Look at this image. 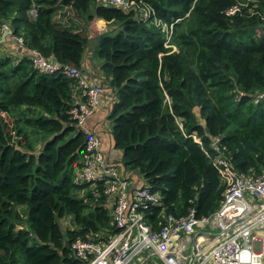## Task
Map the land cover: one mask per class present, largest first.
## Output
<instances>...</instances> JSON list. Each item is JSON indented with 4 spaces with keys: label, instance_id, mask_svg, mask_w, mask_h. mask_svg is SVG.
I'll return each mask as SVG.
<instances>
[{
    "label": "trees",
    "instance_id": "trees-1",
    "mask_svg": "<svg viewBox=\"0 0 264 264\" xmlns=\"http://www.w3.org/2000/svg\"><path fill=\"white\" fill-rule=\"evenodd\" d=\"M143 1L154 19L175 23L169 47L154 20L114 8L91 15L94 0H0V264H81L73 241L113 232L103 186L98 193L76 181L86 148L70 114L77 81L38 71L27 52L8 54L3 24L28 49L83 71L88 25L120 23L98 49L114 91L116 163L134 187L160 193L166 213L196 209L201 218L220 208L225 184L212 137L236 171L264 174V0ZM66 7L88 16L86 28L54 21ZM162 207L145 211L153 224Z\"/></svg>",
    "mask_w": 264,
    "mask_h": 264
},
{
    "label": "built area",
    "instance_id": "built-area-1",
    "mask_svg": "<svg viewBox=\"0 0 264 264\" xmlns=\"http://www.w3.org/2000/svg\"><path fill=\"white\" fill-rule=\"evenodd\" d=\"M94 4L96 8L133 13L143 22L154 20L170 45L175 23L154 19L155 12L149 3L143 0H94ZM239 10V7H233L229 14ZM29 15L36 19L37 9L33 8ZM4 30L10 32L12 42L26 50L35 69L46 75L63 74L77 81L70 114L74 127L86 135V148L82 160L84 166L76 170V181L78 184L90 183V189L97 187L98 193V187L103 186L113 232L77 237L71 245L76 260L81 264H153L154 258L159 259V264H264V229L259 228L264 224V174L236 171L220 152V138L215 137L213 146L219 152L216 166L225 184L220 208L201 218L196 209L181 216L166 213L160 193L149 187H134L126 172L104 153L101 137L88 127V120L102 104L105 87L90 82L78 67L50 60L40 52L28 49L9 25H2V32ZM166 42L165 47H168ZM249 198L263 200V207L257 210ZM153 206L162 207L157 224L148 220L145 214ZM212 233H216L215 238ZM190 242L194 243L193 253L185 256L183 248Z\"/></svg>",
    "mask_w": 264,
    "mask_h": 264
},
{
    "label": "crops",
    "instance_id": "crops-1",
    "mask_svg": "<svg viewBox=\"0 0 264 264\" xmlns=\"http://www.w3.org/2000/svg\"><path fill=\"white\" fill-rule=\"evenodd\" d=\"M67 9H69V10L64 9L62 11L68 12V14H70L71 8H67ZM65 18L66 17H64V19ZM97 21H103V20L95 19L93 22H91V24H89V28H88L90 39H92L93 42H97L96 37H93V34H96V33L100 34L101 33L99 31L94 32L93 28L98 23ZM59 22H61V21H59ZM102 25H104V23L100 24V26H98V27H102ZM65 26L72 28L74 30V32H76V33L83 29V26H81V24H79L77 22H72L70 20H68V23H66ZM4 42H6V45H7L6 48L8 50H10V52L14 53L13 55L20 54L18 51L13 50L14 45L12 44L13 42L11 43V40L9 41V39H8ZM90 52L91 51H87L85 54L84 63H83V71L87 75L88 80L90 82L99 83V84L101 83L105 87L106 93L103 97L102 104L99 106L98 110L88 120V127L90 128V130L97 132V134L101 137L103 150H104V153L108 156V158L114 162H118L121 160L122 157H121V153L119 152V150H117L115 148L116 143H115V138H114V135L112 132L113 124H112V122H110L108 120V116H109V114L113 108V105H114L113 104V102H114V91L110 87V84H109L110 79H107L105 77V75L103 74V72L101 70V66L99 65V63H96L94 61V59L92 57H90L91 56ZM194 112H195V110H194ZM195 114H196V112H195ZM249 200L254 203L257 210L263 207V205H262L263 200L258 199V198H249ZM260 228H261V230H263L264 225L262 224ZM212 234L214 235L213 238H215L216 233H212ZM193 240L195 241L194 238L192 239V241ZM193 250H194V243L190 242L189 244H186L185 247L183 248V254L185 256H191V254L193 253ZM154 261L158 264L160 263L159 259H157V258H154ZM154 261L152 260L153 264H155ZM139 264H141V263H139Z\"/></svg>",
    "mask_w": 264,
    "mask_h": 264
},
{
    "label": "rangeland",
    "instance_id": "rangeland-1",
    "mask_svg": "<svg viewBox=\"0 0 264 264\" xmlns=\"http://www.w3.org/2000/svg\"><path fill=\"white\" fill-rule=\"evenodd\" d=\"M95 9H96V6H95V4H93L91 6V9H90L89 14L94 15L95 14ZM66 10H69V9H67V7H66ZM55 15H57V16L55 17L54 21L56 23H58L59 21H61L62 23H60V24L62 26H64V24L68 23V20H70L72 22H77V23L81 24V26H83V29L86 28V26L88 25L87 24V21H88L87 18H88V16L80 15V14H78L76 11H74L72 9L70 10V14H68V12H63L62 10H60V11H57ZM64 17H66V18L64 19ZM97 22L98 23L93 28L94 29V32L95 31H99L101 33L100 34H97V33L96 34H93V37H96L97 42H93L92 39H91V43L88 46V51H91L90 52V54H91L90 57H92L94 59V61L96 63H99V65L101 66L102 65V61L99 58V51H98V49H99V43H100L99 40H100L101 36L115 37L121 31V26H120V23H118V22H112V23H107L105 21H97ZM103 23H104V25H102V27H98V26H100V24H103ZM88 28H89V25H88L87 29ZM2 34H3V32H2ZM166 45L169 47L170 46L169 45V42H166ZM0 50H1L2 53L4 52L2 45L0 46ZM11 53L12 52H10L8 54H11ZM22 56H23V54L18 55L15 58L20 59ZM195 112H196V114H197V116L199 118L200 124L201 125H205L206 124V121L203 120V119H201V117H200V108H196L195 109ZM112 132H113V130H112ZM213 138H215V137H212V139ZM126 174H128V172ZM131 181H133L132 180V177H131ZM64 224L66 226V218L64 220ZM67 225H69V226H72L73 225L72 224V218L71 219L70 218L68 219ZM260 227L261 226H259V228ZM17 228L18 229H22V228H24V226L18 225Z\"/></svg>",
    "mask_w": 264,
    "mask_h": 264
},
{
    "label": "water",
    "instance_id": "water-1",
    "mask_svg": "<svg viewBox=\"0 0 264 264\" xmlns=\"http://www.w3.org/2000/svg\"><path fill=\"white\" fill-rule=\"evenodd\" d=\"M9 36H10V32L8 30H4L2 37H1V42L8 40ZM12 44L14 45L13 50L26 54V50L24 48L20 47L19 44L14 43V42ZM66 244L68 247H70L69 242H66Z\"/></svg>",
    "mask_w": 264,
    "mask_h": 264
},
{
    "label": "clouds",
    "instance_id": "clouds-1",
    "mask_svg": "<svg viewBox=\"0 0 264 264\" xmlns=\"http://www.w3.org/2000/svg\"><path fill=\"white\" fill-rule=\"evenodd\" d=\"M148 3V2H147ZM3 25H7V24H3Z\"/></svg>",
    "mask_w": 264,
    "mask_h": 264
}]
</instances>
